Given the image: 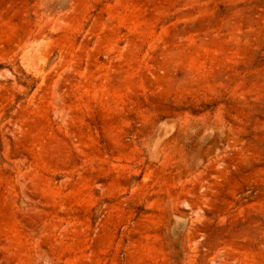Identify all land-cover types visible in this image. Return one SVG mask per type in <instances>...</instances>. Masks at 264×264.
Masks as SVG:
<instances>
[{
	"label": "rangeland",
	"instance_id": "1",
	"mask_svg": "<svg viewBox=\"0 0 264 264\" xmlns=\"http://www.w3.org/2000/svg\"><path fill=\"white\" fill-rule=\"evenodd\" d=\"M0 264H264V0H0Z\"/></svg>",
	"mask_w": 264,
	"mask_h": 264
}]
</instances>
